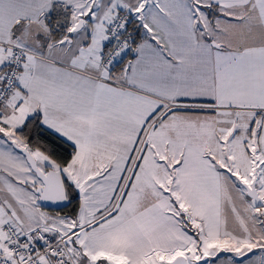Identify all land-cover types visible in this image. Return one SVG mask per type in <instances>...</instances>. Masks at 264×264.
Returning a JSON list of instances; mask_svg holds the SVG:
<instances>
[{"label":"snow or ice","instance_id":"obj_1","mask_svg":"<svg viewBox=\"0 0 264 264\" xmlns=\"http://www.w3.org/2000/svg\"><path fill=\"white\" fill-rule=\"evenodd\" d=\"M0 264H264V0H0Z\"/></svg>","mask_w":264,"mask_h":264}]
</instances>
